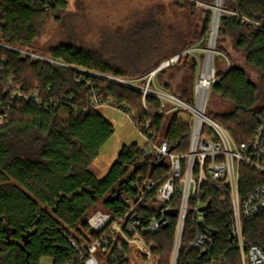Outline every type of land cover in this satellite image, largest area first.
I'll return each mask as SVG.
<instances>
[{
  "label": "trees",
  "instance_id": "1",
  "mask_svg": "<svg viewBox=\"0 0 264 264\" xmlns=\"http://www.w3.org/2000/svg\"><path fill=\"white\" fill-rule=\"evenodd\" d=\"M44 5L41 0H0V115L5 117L0 123V264H41L46 258L52 264L75 261L77 254L68 237L87 231V219L92 214L126 211L120 195L131 193L135 181L146 177L160 181L168 173V167L155 166L138 144L124 146L103 178L90 171L100 149L115 132L101 109L82 110L88 106L92 90L104 101L125 106L136 123L149 121L157 140H167L173 152L184 155L190 150L192 126L179 116L180 111L166 114L154 97L144 99L138 90L93 75L145 84V78L169 60L162 58L165 43L160 24H137L116 39L113 51L107 55L69 44L56 46L48 55L62 66L8 49L32 51L46 18L64 11L68 1L55 0L48 10ZM222 8L238 16H221L218 34H230L237 40L247 64L264 81V26L252 29L243 22L246 18L264 23V0H223ZM206 15L204 37L210 30L213 13L210 10ZM216 52L225 54L220 48ZM189 58L182 56L178 63ZM192 63L195 73L198 63L194 58ZM163 88L169 90L168 86ZM260 89L242 67L231 63L212 86L211 92L231 103L232 109L228 113L211 112V118L237 143L252 138L264 114ZM14 91L35 94L40 101L13 98ZM190 101H194L193 89ZM254 177L250 169L242 167V195L252 190ZM117 195L118 199H114ZM201 198L212 203V211L205 219L206 227L216 232L210 258H202L198 251H187L193 234L199 232L198 225L191 232L189 221L179 264H206L211 259L240 264L237 243L230 240V202L209 185L202 187ZM176 223L171 218L167 228L144 237L148 245L153 244V255L159 264H170ZM243 235L247 246L256 245L264 252V217L245 221Z\"/></svg>",
  "mask_w": 264,
  "mask_h": 264
},
{
  "label": "built area",
  "instance_id": "2",
  "mask_svg": "<svg viewBox=\"0 0 264 264\" xmlns=\"http://www.w3.org/2000/svg\"><path fill=\"white\" fill-rule=\"evenodd\" d=\"M41 1L45 2V10H48L55 0ZM231 14L238 16L236 13ZM243 22L252 29L264 26V23L251 22L246 18ZM11 50L22 55L27 53ZM28 56L35 57L32 54ZM180 59L177 56L164 62L145 78V84L142 85L138 80L92 73L118 85L138 90L144 99L148 96L154 97L161 103V111H166V114L188 112L192 118L191 144L189 153L177 154L172 151L167 140L158 143L149 121L136 123L132 116L133 124L145 141L142 146L143 153L152 159L155 166L163 161L162 167H168V173L160 181L149 177L135 181L131 185V193L120 195L127 206L126 211L119 214L97 211L92 214L87 219L89 229L79 234V239L68 237L77 254V259L69 264H159V259L153 255V244L148 245L144 237L167 228L171 218L176 219L177 223L170 264H179L189 221L191 232L195 231L197 225L199 232L193 234L187 251H198L202 258H210L215 235H211V230L206 226V232L200 227V223H205L206 217L212 211L211 201L204 202L201 198L204 185L221 192L223 200L230 202L233 221L231 237L237 243L240 264H264L262 249L256 245L247 246L243 235L245 221L264 217V114L252 138L237 143L222 125L208 115L209 95L216 82L215 73L207 84H203L201 72L195 85L192 105L155 87L157 75L178 63ZM92 94L88 106L82 108L83 111L113 106L129 115L125 106H117L113 100L104 101L94 90ZM15 97L40 101L37 95L28 96L20 91H14L13 98ZM4 121V115H0V123ZM242 167L250 169L256 175L252 190L245 195L241 193ZM208 203H211V208L201 211ZM171 210H177L176 217L167 214ZM206 264L225 263L222 259H211Z\"/></svg>",
  "mask_w": 264,
  "mask_h": 264
},
{
  "label": "rangeland",
  "instance_id": "3",
  "mask_svg": "<svg viewBox=\"0 0 264 264\" xmlns=\"http://www.w3.org/2000/svg\"><path fill=\"white\" fill-rule=\"evenodd\" d=\"M67 1L68 6L64 11L50 14L46 18L43 32L35 48L23 54L24 56L51 61L48 55L49 51L63 44L107 55L113 51V44L116 39L137 24L144 21L158 23L163 28L165 43L162 58L171 60L179 56L183 51V53L188 51V54L184 56L189 55L190 58L162 71L158 80L155 81V87L166 93H172V95L177 96L187 104H193L190 101L192 89L194 97L195 85L201 75L211 45L214 11L218 0ZM210 10L213 13L210 30L204 37L206 12ZM224 15L230 16L232 14L222 8L220 18ZM237 43V40L232 35H221L217 31L214 48L215 50L223 49L225 54L223 55V52H215V62H213L215 79L216 81L219 80V75L230 68V63L231 65L242 67L246 71L248 78L260 86V106H263V78L258 71L247 64L245 53L238 48ZM186 49L188 50L185 51ZM28 54H32L35 57L28 56ZM226 56L230 59V63ZM191 57L196 59L198 63L195 73L192 70ZM164 86H168L169 90H165ZM231 109V103L212 92L210 93L207 110L210 117H212L211 112L228 113ZM101 113L112 123L115 132L100 149L90 167V171L98 178H103L108 173L124 146L138 144L142 147L145 144L144 138L132 122L133 114L129 113V115H126L123 111L113 106L102 108ZM179 116L184 121L192 119L190 114L185 111H182ZM161 139L162 137L158 140V143L161 142ZM98 207L101 208L102 205L99 203ZM78 236L79 234H74V238L79 239ZM41 264H52V260L43 259Z\"/></svg>",
  "mask_w": 264,
  "mask_h": 264
},
{
  "label": "water",
  "instance_id": "4",
  "mask_svg": "<svg viewBox=\"0 0 264 264\" xmlns=\"http://www.w3.org/2000/svg\"><path fill=\"white\" fill-rule=\"evenodd\" d=\"M217 9H219V11H218V13H216V10ZM221 10H222V0H218V2H217V5H216V7H215V11H214V18H213V27H214V25H215V22H216V25H215V28H216V35H215V40H214V43H215V41H216V38H217V31H218V27H219V21H220V12H221ZM211 41H212V36H211ZM211 43V42H210ZM214 51L216 52V50H215V48H214ZM186 53V52H185ZM185 53H183V54H185ZM183 54H180L179 55V59L182 57V55ZM46 60V59H45ZM46 61H49V62H51L50 60H46ZM52 62H55V61H52ZM55 63H57V64H60V65H62L61 63H59V62H55ZM164 165V162L162 161V162H160V163H158L156 166H163ZM118 197H119V195H117L114 199H118ZM110 198V197H109ZM113 199V200H114ZM109 199H107L106 201H108ZM211 208V203H208L207 204V206H205V207H203L202 209H201V211H207V210H209ZM170 217H176L177 216V210H171V211H169L168 213H167ZM205 223L204 222H202V223H200V227L202 228V230L204 231V232H206V228H205ZM216 234V232L215 231H211V235H215ZM231 241L233 240V238L231 237V239H230Z\"/></svg>",
  "mask_w": 264,
  "mask_h": 264
},
{
  "label": "bare ground",
  "instance_id": "5",
  "mask_svg": "<svg viewBox=\"0 0 264 264\" xmlns=\"http://www.w3.org/2000/svg\"><path fill=\"white\" fill-rule=\"evenodd\" d=\"M218 11L219 10H216V13H218ZM215 25H216V22H215ZM215 25L213 28L212 41H211V45H210V48L208 51V57L205 61V64H204L203 70H202V77H203L202 83L203 84H207L208 81L210 80V78L213 77V73H215L214 69H213V62H215L214 61V57H215L214 40H215V35H216Z\"/></svg>",
  "mask_w": 264,
  "mask_h": 264
}]
</instances>
